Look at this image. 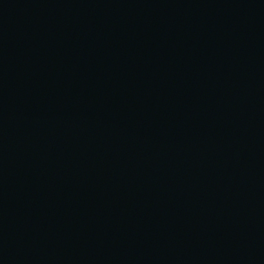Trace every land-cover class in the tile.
<instances>
[{
    "label": "water",
    "instance_id": "obj_1",
    "mask_svg": "<svg viewBox=\"0 0 264 264\" xmlns=\"http://www.w3.org/2000/svg\"><path fill=\"white\" fill-rule=\"evenodd\" d=\"M0 264H264V0H0Z\"/></svg>",
    "mask_w": 264,
    "mask_h": 264
}]
</instances>
